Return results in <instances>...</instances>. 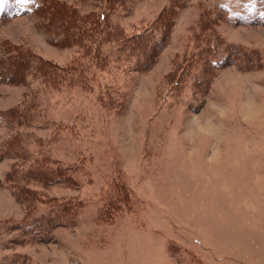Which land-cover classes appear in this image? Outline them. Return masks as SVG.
<instances>
[{"label":"rangeland","instance_id":"rangeland-1","mask_svg":"<svg viewBox=\"0 0 264 264\" xmlns=\"http://www.w3.org/2000/svg\"><path fill=\"white\" fill-rule=\"evenodd\" d=\"M6 5L0 264H264V0Z\"/></svg>","mask_w":264,"mask_h":264},{"label":"trees","instance_id":"trees-1","mask_svg":"<svg viewBox=\"0 0 264 264\" xmlns=\"http://www.w3.org/2000/svg\"><path fill=\"white\" fill-rule=\"evenodd\" d=\"M10 5H12V4H10ZM7 6V5H5V11H10V12H15L16 11V8H14V7H12V6Z\"/></svg>","mask_w":264,"mask_h":264},{"label":"snow or ice","instance_id":"snow-or-ice-1","mask_svg":"<svg viewBox=\"0 0 264 264\" xmlns=\"http://www.w3.org/2000/svg\"><path fill=\"white\" fill-rule=\"evenodd\" d=\"M8 0H0V10H3V7L7 4ZM23 2V0H20Z\"/></svg>","mask_w":264,"mask_h":264}]
</instances>
